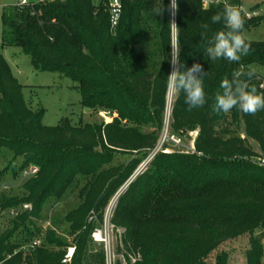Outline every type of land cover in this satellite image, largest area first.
<instances>
[{"label":"trees","instance_id":"1","mask_svg":"<svg viewBox=\"0 0 264 264\" xmlns=\"http://www.w3.org/2000/svg\"><path fill=\"white\" fill-rule=\"evenodd\" d=\"M96 1L39 0L5 8L0 15L3 46L18 47L35 70L69 78L78 88L83 107L115 110L128 123L122 125L114 118L106 124L74 125L62 118L56 126L43 125L42 109L24 102L22 85L0 51V158L2 149L11 152L12 176L29 166L37 168L23 183L22 196H0V214L31 205L10 218L9 227L0 232V262L10 255L3 264H105L104 250L90 234L101 226L109 200L158 140L171 67L170 0H120L114 28L107 0ZM177 3L181 70L194 63L202 65L207 72V102L188 111L184 93L173 96L169 128L180 137L197 128L194 152L157 153L116 200L110 223L125 228V248L132 247L140 255L134 264H205V257L222 242L264 227V110L254 115L236 108L229 112L233 119L241 117L243 137H220L215 131L226 116L213 110L215 95L222 92L221 81L231 79L239 64L209 60L202 34L211 39L225 30L223 21L213 24L211 17L226 3L220 0L207 7L202 0ZM229 5L239 8L240 0H229ZM157 9L162 12L158 14ZM262 18L264 14L245 18L244 29ZM204 24L209 25L207 30ZM248 41L253 51L239 63L246 68L264 67V41ZM142 46L147 50H141ZM262 81L256 75L251 83L264 91L259 88ZM143 124L152 130L128 132ZM249 140L257 144L258 152ZM119 153L133 157L112 164ZM78 175L85 179L79 190L81 201L64 217L74 234V254L69 263H62L66 244L53 229L39 234L33 219L39 218L44 202L60 198ZM39 235V246L20 249ZM249 244L246 264H260L262 246L253 237ZM226 261L222 253L215 264Z\"/></svg>","mask_w":264,"mask_h":264},{"label":"rangeland","instance_id":"2","mask_svg":"<svg viewBox=\"0 0 264 264\" xmlns=\"http://www.w3.org/2000/svg\"><path fill=\"white\" fill-rule=\"evenodd\" d=\"M26 3H22V0H0V15L3 9L20 4L36 3L39 0H25ZM94 4H98L96 0H92ZM220 1V0H217ZM223 2L229 4V0H223ZM244 14L249 13L252 10L258 12L259 15L264 14V0H240L239 7ZM256 8V9H253ZM242 13V14H243ZM170 22L176 24V11L171 9ZM244 34L247 40L251 41H264V18L256 26H249L244 29ZM171 54L172 45L176 46L177 28H173L171 24ZM153 38V37H152ZM146 46L140 47L145 49ZM147 50V48H146ZM0 51L5 61L7 62L12 74L22 85L21 94L24 102L32 109H42L41 122L45 126H56L62 118H67L70 123L77 125L83 122H96L104 124L110 123L114 118H118L122 125L128 124L126 120L120 119L118 113L115 110H98L89 109L83 107L80 103V94L76 84L69 78L60 75L56 72L39 71L35 70L30 63V59L27 55L22 53L18 47L3 46L2 45V25L0 20ZM149 51H152V47H149ZM172 59V55H171ZM256 69V73L259 79L264 80V67L257 64L249 65ZM172 66L170 67V72ZM173 94L167 90L165 111L162 121L166 116L170 119ZM134 126V125H130ZM129 130V126L127 125ZM242 119L240 116L237 119L231 118L230 113L220 120L216 127V134L220 137L241 135L242 133ZM133 129H138L141 132L151 131L152 128L149 125H139L131 129L130 134L134 133ZM162 127L158 131V136ZM198 133V129L185 131L182 135V144L184 146H191L194 143L195 137ZM249 145L255 152H258V146L252 140H249ZM172 152H186L183 148L177 146L168 145L166 153ZM2 157L0 158V170H3L0 175V196H22L25 193L22 187L23 183L29 179H21L20 175L12 176L10 172L11 157L12 154L7 149H2ZM133 157L130 154H116L112 164L125 163L128 159ZM150 160L141 159L140 163L134 170L132 177L134 178L144 171L148 167ZM19 160L16 159L15 163L18 165ZM133 178V179H134ZM85 179L78 175L75 182H73L68 189L58 199H48L43 203L39 218L33 219L34 224L39 227V234L45 232L46 228L53 229L55 235L66 244V248L69 246L74 247L72 239L73 233L69 229V224L65 221V214L74 209L81 201L79 190L83 186ZM129 181V180H128ZM127 181V182H128ZM8 186V187H7ZM121 190V189H120ZM120 190L109 200L103 213V221L101 226L102 232L107 239L108 245L106 248V256L109 264H134L140 259V255L134 249L129 247L126 249L123 244V237L125 228L121 226H114L110 223V219L113 215L116 207V200ZM21 212V211H19ZM93 219L96 218L95 213H92ZM10 217L7 211L0 214V232L9 227ZM262 226L257 227L251 233H244L240 236L234 237L227 241L222 242L217 248L211 251L205 257V264H215L217 255L225 253L227 256L226 264H246V251L249 249L250 237L258 239L262 249L264 247V231ZM103 248V246L101 245ZM97 249V247H96ZM104 250V248H103ZM105 254V253H104Z\"/></svg>","mask_w":264,"mask_h":264},{"label":"clouds","instance_id":"3","mask_svg":"<svg viewBox=\"0 0 264 264\" xmlns=\"http://www.w3.org/2000/svg\"><path fill=\"white\" fill-rule=\"evenodd\" d=\"M169 7L173 11H178L177 0H170ZM157 12L160 14L162 10L157 9ZM211 21L213 24L223 21L225 30L215 32L211 39L207 38L206 33L202 34L207 40L205 52L209 60L223 59L239 64V68L233 71L231 79L225 77L221 81L222 92L216 93L213 110L227 114L236 108L248 115L264 110V91H258L257 87L251 83L257 75L256 69L251 66L246 68L244 64L239 63L242 57L253 51L251 42L244 34L245 18L241 10L237 6L226 3L221 12L212 15ZM171 24L173 28H177L174 22ZM202 27L207 30L209 25L204 24ZM171 55L172 71L167 79L168 91L173 95L183 92L188 111L203 107L207 102L204 88V77L207 72L200 63H194L181 70L179 51L173 45ZM259 88L264 90V83L260 84Z\"/></svg>","mask_w":264,"mask_h":264},{"label":"built area","instance_id":"4","mask_svg":"<svg viewBox=\"0 0 264 264\" xmlns=\"http://www.w3.org/2000/svg\"><path fill=\"white\" fill-rule=\"evenodd\" d=\"M217 2H218L217 0H202L204 7H207L210 3H217ZM22 3H26V1L22 0ZM107 7H108V13H109L110 26L114 28L118 23L120 12H121L120 0H107ZM255 15H258V12L255 10H252L249 13L247 12L246 14L243 13V16L245 18H250L251 16H255ZM262 83H264V81H262ZM168 145H173V146H177L178 148H183L184 151L186 152H194V144H191V146H184L182 144V137L171 132L169 128V117L166 116L164 118V123H163L161 132L159 134V137H158V140L155 146L151 150L148 151L144 159L148 161V160H151L159 152L166 153ZM36 171H37V168L35 166L27 167L20 173L21 179H26L34 175ZM30 209H31V205L25 203L17 208H9L7 210V213L10 217H14L18 213H20L19 211L22 212L24 210H30ZM89 219H91V217ZM262 229L264 231V227ZM90 237L94 243L101 244L103 246L104 253L106 256V248H107L108 242H107V239L105 238L104 233L102 232L101 227L94 228V230L90 234ZM41 242H42V235L35 236L27 244L22 245L20 249L24 251H28V250L34 249L35 247L39 246ZM73 254H74V247L72 246L67 247L65 254L62 258V263H69ZM9 256L10 255H7L5 259L9 258ZM3 261H1L0 264H3ZM105 264H109L107 259H105ZM260 264H264V247L262 249V257H261Z\"/></svg>","mask_w":264,"mask_h":264},{"label":"water","instance_id":"5","mask_svg":"<svg viewBox=\"0 0 264 264\" xmlns=\"http://www.w3.org/2000/svg\"><path fill=\"white\" fill-rule=\"evenodd\" d=\"M133 178H134V176L132 177V179H133ZM132 179H130L128 182H126V183L124 184V186L121 188V190H120L119 194L117 195V197L120 195V193L122 192V190H124V189L126 188V186L130 183V181H131Z\"/></svg>","mask_w":264,"mask_h":264}]
</instances>
